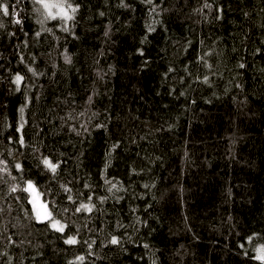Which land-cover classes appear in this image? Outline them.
Listing matches in <instances>:
<instances>
[{"label":"trees","instance_id":"trees-1","mask_svg":"<svg viewBox=\"0 0 264 264\" xmlns=\"http://www.w3.org/2000/svg\"><path fill=\"white\" fill-rule=\"evenodd\" d=\"M207 2L72 0L64 31L7 0L0 264H264V0Z\"/></svg>","mask_w":264,"mask_h":264},{"label":"snow or ice","instance_id":"snow-or-ice-1","mask_svg":"<svg viewBox=\"0 0 264 264\" xmlns=\"http://www.w3.org/2000/svg\"><path fill=\"white\" fill-rule=\"evenodd\" d=\"M145 3H152V0H144ZM22 3V0H16V3L12 5L13 8V16H19V12L16 11V8L18 5H20ZM34 4L40 5L39 8L36 9V12L43 17L42 19H38L37 23H39L41 26H43V24L45 23V21L51 19V20H55L57 18L61 19L62 21L65 22V26L63 28L64 31H68L67 28V21H71L74 19V14L77 12L78 10V5L76 7L73 6L72 3H66V0H33ZM126 6V5H125ZM205 7L207 8H211L212 5L209 4L207 2V0H205ZM55 10V11H53ZM0 11H2L3 16H9V8L7 6V0H0ZM69 12H71L72 14H69ZM219 18V17H218ZM14 23L17 25H21L22 26V19L20 18H16L14 19ZM4 27L3 23H0V28ZM154 29H152L151 27H149V31H152ZM50 31V29L48 30ZM37 36L40 35L39 32L36 33ZM105 35H107V33H105ZM142 54V53H141ZM66 56V55H65ZM66 63H71V58L67 57L65 60ZM241 68L244 67L243 64L240 65ZM29 71H33L31 68H29ZM33 75H36L35 72H33ZM23 80V77L19 74H17L15 76L14 79V83L17 85V90H19V85L20 82ZM205 83H207V78H205ZM21 113H23L24 109L21 108L20 109ZM20 129H17V131H19ZM17 143L23 144L24 140L23 137H20L18 140H16ZM0 163H3V161H0ZM42 163L44 165V167L46 169H48L49 171H51L53 174L56 173L57 168L59 167V164H54L52 161H50L49 159L45 158L42 160ZM15 168L17 170H21V165L19 163L15 164ZM106 183H110V181H105ZM87 186V185H86ZM112 187L114 188L115 185H112ZM145 187H147V185H145ZM16 189L13 188L12 191H15ZM67 191H70L69 189H66ZM109 191H111L112 189L109 188ZM22 191L25 192H35V187L33 185V183L31 181L27 182V186L25 188L22 189ZM69 200L72 199L71 196L68 197ZM89 200H91V197H89ZM33 207L34 210L36 211V218L38 220L41 219H47L49 221H51L50 223V227L53 228L54 230H56L57 232H63L64 228L66 227V225L61 224V222L57 219H54L52 216L51 212H48L46 210V206L45 205H40L39 208L36 207V203L35 201H33ZM93 207H95L94 205H90L87 203H81L76 209V212H80L81 210L83 211H87V212H91ZM40 209H45V211L43 212V217L41 215V210ZM64 242L66 244L69 245H74L77 243V240L74 236H69L67 238H65ZM111 244H118V238L116 237H112ZM256 251V259L260 260V261H264V246H261L259 248L255 249ZM80 261H83V257H79L78 258Z\"/></svg>","mask_w":264,"mask_h":264},{"label":"rangeland","instance_id":"rangeland-1","mask_svg":"<svg viewBox=\"0 0 264 264\" xmlns=\"http://www.w3.org/2000/svg\"><path fill=\"white\" fill-rule=\"evenodd\" d=\"M26 186H27V182L25 183V187H26ZM34 187H35V186H34ZM27 194H28V197H29V202H30L31 210H32V213H33L35 219H36L37 221H39V222L49 221V220H47V219H41V220H38V219L36 218V211L34 210V207H33V201H35V203H36V207H37V208H39L40 205H45V206H46V204L43 202V200H42V198H41V195H40V193L38 192L37 188L35 187V192H34V193H32V192H27ZM40 210H41V215H42V217H43V212L45 211V209H40ZM46 210L48 211L47 206H46ZM48 212H49V211H48ZM50 223H51V221H49V226H50ZM52 229H53V228H52ZM53 230H54V229H53ZM55 231H56V230H55Z\"/></svg>","mask_w":264,"mask_h":264},{"label":"clouds","instance_id":"clouds-1","mask_svg":"<svg viewBox=\"0 0 264 264\" xmlns=\"http://www.w3.org/2000/svg\"><path fill=\"white\" fill-rule=\"evenodd\" d=\"M66 3H72V0H66ZM73 4V3H72ZM67 57H70L69 55L64 56V60H66ZM71 58V57H70Z\"/></svg>","mask_w":264,"mask_h":264}]
</instances>
